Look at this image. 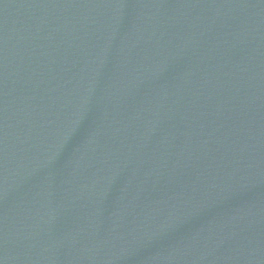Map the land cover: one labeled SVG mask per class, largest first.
I'll return each instance as SVG.
<instances>
[{
  "label": "water",
  "instance_id": "obj_1",
  "mask_svg": "<svg viewBox=\"0 0 264 264\" xmlns=\"http://www.w3.org/2000/svg\"><path fill=\"white\" fill-rule=\"evenodd\" d=\"M0 264H264V0H0Z\"/></svg>",
  "mask_w": 264,
  "mask_h": 264
}]
</instances>
